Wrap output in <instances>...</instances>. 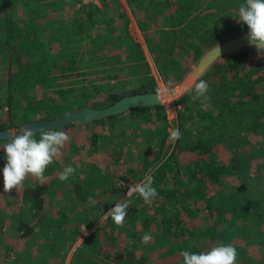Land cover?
Returning a JSON list of instances; mask_svg holds the SVG:
<instances>
[{"label": "rangeland", "instance_id": "obj_1", "mask_svg": "<svg viewBox=\"0 0 264 264\" xmlns=\"http://www.w3.org/2000/svg\"><path fill=\"white\" fill-rule=\"evenodd\" d=\"M48 2L42 5L48 16L40 23L39 31L45 41L43 51L51 58H65L68 74L63 76L53 70L54 75L45 83L29 82L30 92L12 91L11 104L33 107L26 120L56 117L65 110L84 105L101 106L107 103L110 94H130L132 88L150 77L154 78L157 89H170L203 49L232 32L248 29L238 21V8L244 0H147L146 6H140L139 0H129V3L127 0ZM90 4L96 5L97 10ZM26 12L27 5L19 4L17 16H24ZM172 21L176 23L169 25ZM250 56L251 53L247 57ZM224 57L216 59L196 81L204 80L209 85V100L203 104L200 99H193L194 92L187 90L179 101L171 94L164 95L159 113L139 114L132 111L133 107L86 124L71 122L52 128L70 137V142L53 161L58 169L56 178L59 179V174L69 164L76 169L68 179L70 185L67 180L62 193L72 200L83 199V202L68 203L69 213L73 214L68 217L72 235L68 250L61 252L58 264H177V260L165 255L167 246L157 235L156 220L150 208L138 200L141 198L138 194L130 198L122 227H117L110 216L105 219L103 213L126 197L130 185L141 182L146 173L152 172L167 157L173 145L168 138L170 130L178 128L179 140L183 142L200 122L196 114L215 108L217 105L213 102L219 105L229 102L228 92L220 85L223 76L214 67V71L211 70L216 62L222 66L230 63ZM1 66L0 62V96L4 98L6 87L2 73L5 68ZM19 98H30L32 102H16ZM23 111L26 109H18L19 114ZM219 115L215 113L216 123L222 124ZM258 119L260 123L248 128L238 139L254 144L263 137L264 118ZM24 121L8 130H15ZM219 126L212 138L236 130L229 123ZM36 135L38 138L39 131ZM7 142L8 138L0 139V147ZM212 149L223 160H228L232 153L222 141H215ZM3 153L0 148V165L6 163ZM91 154L97 163L90 161ZM75 155L80 161L72 160ZM124 186L121 193L115 189ZM252 218L233 219L232 226L246 230L235 232L231 240L237 251L236 264L264 261L262 208L258 216ZM146 233L152 240L143 244L141 240ZM126 245L130 246L132 256L127 254ZM213 246L208 245L206 251Z\"/></svg>", "mask_w": 264, "mask_h": 264}, {"label": "trees", "instance_id": "obj_2", "mask_svg": "<svg viewBox=\"0 0 264 264\" xmlns=\"http://www.w3.org/2000/svg\"><path fill=\"white\" fill-rule=\"evenodd\" d=\"M48 3V0H0V62L2 69L5 68L2 77L6 87L5 97L0 96V128L16 126L28 119V113L33 109L26 104H11L13 90L30 92L27 88L29 82L45 83L54 75L53 70L63 76L68 74L65 72L68 69L65 58H51L43 51L45 41L39 31L48 16L42 5ZM146 3L147 0H139L140 6H146ZM19 4L27 5V12L21 17L17 16ZM90 5L97 10L96 5ZM175 23L172 21L169 25ZM249 53L251 56L247 57ZM224 59L230 63L222 66L216 62L211 70L214 67L223 76L220 85L228 92L229 102L221 105L213 102L217 105L215 108L196 114L200 122L193 125L194 133L183 142L175 141L167 157L151 172L158 197L151 205H145L156 220L158 237L166 243L165 255L177 260V264H183L182 250L199 253L206 252L211 243L214 246L231 244L235 232L246 231L243 227L232 226L233 219L254 218L260 208L264 214V136L254 144H245L238 139L248 128L260 123L258 117L264 118V55L258 58L254 50L225 56ZM13 85L16 87L12 88ZM156 90V82L150 77L129 93ZM122 94H110L107 103L101 106ZM16 102L32 101L19 98ZM20 107L26 112L19 114ZM132 111L155 114L162 111V105L140 106ZM215 113L221 115L222 124L229 123L236 130L212 138L222 125L216 123ZM158 122L161 124V120ZM162 123L164 126V120ZM215 141L226 143L232 150L228 160L217 157L212 149ZM115 189L121 193L125 186ZM79 195L83 196L82 193ZM21 197L25 203L21 204L24 207L17 222L19 237L30 230L27 219L38 214L41 204L35 187L24 188ZM138 200L144 202L142 198ZM125 247L127 254L132 256L130 246ZM260 263L264 264L263 259Z\"/></svg>", "mask_w": 264, "mask_h": 264}, {"label": "clouds", "instance_id": "obj_3", "mask_svg": "<svg viewBox=\"0 0 264 264\" xmlns=\"http://www.w3.org/2000/svg\"><path fill=\"white\" fill-rule=\"evenodd\" d=\"M238 21L248 27L249 42L255 46L258 58L264 55V0H244L238 8ZM194 92L193 99H200L201 103L209 100L207 93L209 85L204 80L193 81L191 87L187 89ZM174 94L171 89H157L156 98L162 95ZM178 128L170 130L169 140L173 143L180 138ZM7 143L2 147L6 163L3 168V190L5 193L15 189L18 191L23 186V181L31 176L43 184L45 180V170L53 163L54 159L61 154V150L66 143L70 142V137L63 131L52 128H41L37 138L36 130L25 126L18 133L9 132ZM76 169L72 165L64 167L59 174L61 181H67L75 174ZM154 177L149 173L144 179L134 185H130L126 197L108 212L103 213V217H111L117 227H122L128 215L127 209L130 206V198L138 194L145 204L151 205L158 197L156 188L153 187ZM91 201L92 198L89 197ZM152 240L151 235L144 234L141 243L148 244ZM180 256L183 264H236L237 251L232 244L220 243L213 246L206 252L194 253L182 250Z\"/></svg>", "mask_w": 264, "mask_h": 264}, {"label": "crops", "instance_id": "obj_4", "mask_svg": "<svg viewBox=\"0 0 264 264\" xmlns=\"http://www.w3.org/2000/svg\"><path fill=\"white\" fill-rule=\"evenodd\" d=\"M81 150L84 152V149ZM86 154L88 155L87 152ZM3 155L5 156V153ZM90 156V161L97 163L94 154ZM66 157L68 158V154ZM72 160L80 161V157L75 155ZM4 165L3 163L0 165V188H3L4 183ZM56 166V162H53L47 167L43 184L29 176L18 191L11 190L8 193L3 189L0 191V261L5 248H11L14 251L11 264H58L61 252L68 250V240H71L72 235L68 228V217L73 215L69 213L68 203L83 202V199L78 197L72 200L62 193L67 182L56 178L58 175ZM67 185H70L69 180ZM26 187L37 189L41 204L38 214L27 219L30 230L19 237L17 222L21 218L20 210L24 207L21 205L24 201L21 191ZM83 191L86 192V189L83 188ZM27 199L30 201V198Z\"/></svg>", "mask_w": 264, "mask_h": 264}, {"label": "water", "instance_id": "obj_5", "mask_svg": "<svg viewBox=\"0 0 264 264\" xmlns=\"http://www.w3.org/2000/svg\"><path fill=\"white\" fill-rule=\"evenodd\" d=\"M249 49L256 48L249 42L248 29L232 32L207 46L177 79L175 84L171 86L170 89L174 90V94H171V97L174 100L179 99L180 96L191 87L192 82L197 81V79H199L219 57L232 55ZM161 102L162 97L157 100L156 92H134L125 94L113 99L110 103L101 107L84 105L76 109L65 110L56 117L26 120L20 123L15 130L0 128V139L8 138L9 132L18 133L25 126L39 131L41 128H57L71 122L86 124L106 116L119 114L133 107L155 105L160 104Z\"/></svg>", "mask_w": 264, "mask_h": 264}, {"label": "built area", "instance_id": "obj_6", "mask_svg": "<svg viewBox=\"0 0 264 264\" xmlns=\"http://www.w3.org/2000/svg\"><path fill=\"white\" fill-rule=\"evenodd\" d=\"M13 259H14V251L11 248H5L0 264H11V261Z\"/></svg>", "mask_w": 264, "mask_h": 264}, {"label": "bare ground", "instance_id": "obj_7", "mask_svg": "<svg viewBox=\"0 0 264 264\" xmlns=\"http://www.w3.org/2000/svg\"><path fill=\"white\" fill-rule=\"evenodd\" d=\"M162 98H164V95L161 96ZM165 99V98H164Z\"/></svg>", "mask_w": 264, "mask_h": 264}]
</instances>
